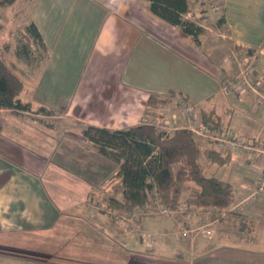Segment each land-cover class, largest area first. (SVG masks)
<instances>
[{"label":"crops","instance_id":"0c3cea01","mask_svg":"<svg viewBox=\"0 0 264 264\" xmlns=\"http://www.w3.org/2000/svg\"><path fill=\"white\" fill-rule=\"evenodd\" d=\"M214 1L216 14L203 6L206 0H189L186 17L204 28L196 43L154 14L147 0H32L28 23L37 26L46 52L36 80L40 104L33 109L45 105L87 125L118 130L156 116L144 109L150 96L175 92L211 113L231 135L264 144V107L255 95L221 91L222 81L236 72L232 53L254 55L255 78L264 83V0ZM139 58L165 59L178 73L171 76L170 70L172 80L163 73L156 82L139 71ZM3 110L10 109L0 113V233L14 232L4 221L29 218L15 228L52 230L62 220L75 229L72 219L85 217L89 231L84 250L66 244L72 256L62 257V251L48 260L33 252L44 246L40 241L4 242L0 264H264L260 161L235 152L222 165L207 161L209 174L232 185L234 202L227 209L186 203L181 210L146 212L126 227L102 208L86 206L87 184L78 183L67 164L51 160L59 146L55 133ZM205 142L202 149L214 148ZM97 236L103 243H96ZM82 250L85 258L78 260Z\"/></svg>","mask_w":264,"mask_h":264},{"label":"trees","instance_id":"16d2710c","mask_svg":"<svg viewBox=\"0 0 264 264\" xmlns=\"http://www.w3.org/2000/svg\"><path fill=\"white\" fill-rule=\"evenodd\" d=\"M150 10L172 25L192 36L196 43L204 28L186 17L190 9L189 0H147ZM15 0H0V6L13 4ZM23 34L45 49L43 38L34 22L25 24ZM31 43L21 42L18 54L31 58ZM25 82L0 54V113L2 109L44 112L53 115L55 109L45 105L33 109L32 103L24 101L21 93ZM150 96L148 102H156ZM201 123L211 129L222 128L211 113L201 111ZM2 124L0 120V131ZM83 134L105 155H112L118 168L117 178L123 181V197H108L105 205L113 210L135 209L150 203L157 197L160 203L170 209H177L183 202L195 206H213L227 209L234 202L232 185L207 174L201 160L203 153L207 161L222 165L231 157V152L217 151L215 148L202 149L195 134L186 127H176L172 131L159 129L150 123H140L125 129L110 130L89 125ZM193 182L190 196L181 200L183 187Z\"/></svg>","mask_w":264,"mask_h":264},{"label":"rangeland","instance_id":"374dc122","mask_svg":"<svg viewBox=\"0 0 264 264\" xmlns=\"http://www.w3.org/2000/svg\"><path fill=\"white\" fill-rule=\"evenodd\" d=\"M31 2L32 0H15L13 4L0 6V54L4 56L8 64H10L19 74H21L24 79L25 89L21 97L24 100L32 101V105L36 107L38 104H40V101L35 97L37 96L38 92L36 80L39 72H41L42 65L40 61L44 60L46 52L44 48H42L37 43L31 42L33 40L28 39V37L23 34L24 26L29 21ZM203 6L210 9L214 14H216V12L212 9L210 0H207L206 4H204ZM213 6H216V3H214ZM208 24L211 25L212 22L209 21ZM209 32L213 33L212 29H209ZM21 42L31 43V58H29V56L27 55L24 56L18 54L19 44ZM137 65L139 67V71H148L153 80L156 82H160L159 78H162L163 73L165 79H167L170 75V70L172 72L171 76L178 73V71L170 67L171 65L169 61L166 60L165 62V59L161 60L156 58L155 62H150L147 58H145L144 60H142V58H139V60H137ZM131 67L133 68V66ZM171 76L169 77L170 80H172ZM152 96H154L157 101L152 103L148 102V106H145L146 108L144 107V109L146 112L148 110H150L151 112H155L156 116H154L153 118H145L141 120L142 123L146 122L154 124L159 129H167L168 131L174 130L176 126L182 127V125L184 124L183 119L185 114L182 109L183 101L181 100L184 99V96L175 92H167L162 95L160 94ZM2 112L17 114L12 109L3 110ZM39 114L41 116L32 111L28 114L19 112V114L17 115H22L23 120L28 119V122L34 127H38L39 129H42L49 133H55L59 141V146L55 153L52 154L51 160L54 162H60L64 165L67 164L70 167L68 168L70 172L75 174L78 183L82 185L87 184L86 187H82L85 188L82 189V195L86 202V206L94 205L92 206L94 209L95 206H98V208H102L104 211H107L110 215H112V219L114 221H118L120 223L125 222L126 227L135 226L132 225V223L138 222L140 217L146 212H161L163 211V209H165L166 211L172 210L160 203L157 194L155 195V197L151 198L149 204L139 208L118 210L108 208L104 202L106 198L110 196L123 197V181L120 178L117 179V177L115 176V172L118 168V163L114 161L113 156L109 154H103L100 151L99 146L89 140L83 134V130L87 126H89L83 120L73 118L72 115H67L63 110L62 112L55 110V113L53 115H48L44 112H41ZM201 115V112H199L198 116L200 121H202ZM173 116H176V118H173ZM165 122L168 123L165 124ZM70 133L74 135L69 137ZM195 137L199 143H206V138L197 135H195ZM202 160L205 166H207V158L205 155H202ZM209 172L210 171L206 169V173L209 174ZM87 181L91 184H88ZM193 185V182L187 183L183 187L180 198L183 197V199L185 200L187 196H190V190ZM79 189L81 190V188ZM80 190L78 193H80ZM79 201L81 205H83L82 201ZM184 204L186 203L183 202L182 205ZM182 205L176 210H181ZM128 214L134 215V218H130L129 220L127 216ZM30 219L31 218L12 219L13 221L10 219V222H8V224L4 221L3 225L9 226L12 224V227H14L12 228V230H14V232L0 233V244L4 242L21 243L22 241H40L44 244V246L40 251L34 250L33 252L35 255L45 260L50 259L54 255H57L62 251H64V253L60 254V256L62 257H69L70 255L72 256V253H70V251H68V249H65L64 247L67 245H71L70 243L76 244V246L78 247L77 251L81 249L84 250L86 238L85 234L89 229L88 227L86 228L89 223L87 222V219L85 217H77L76 219H72V221H74V224L71 225H73L75 229L70 228L69 223L62 220H59L55 225V229L52 230L40 229V231H38L36 229L35 231V229H33V231H31L29 229L27 230V232L25 231V228H21V230L20 228H15L22 225L21 220H23V224H29ZM47 220L51 224L54 223V219L52 218H48ZM15 222L18 223L16 224ZM0 229H5V227L0 226ZM70 230L76 231V238L74 239V242H72L73 234L70 235V233L68 232ZM89 234L90 232L88 233V235ZM94 240L98 244L103 243L101 242V238L99 236L94 238ZM60 248L63 249L59 250ZM83 250L82 254L77 255L78 257L76 258L78 260L79 258H85ZM16 252L19 253L22 252V250L17 249Z\"/></svg>","mask_w":264,"mask_h":264},{"label":"built area","instance_id":"2783aa9c","mask_svg":"<svg viewBox=\"0 0 264 264\" xmlns=\"http://www.w3.org/2000/svg\"><path fill=\"white\" fill-rule=\"evenodd\" d=\"M207 1V0H206ZM212 9L217 13L219 6H213L214 0H210ZM230 57L236 62V72L231 77H227L222 81L221 89L224 92L233 93H248L251 92L255 95L258 104L264 107V83L255 78L258 72V62L254 55H238L235 53L230 54ZM183 101L184 119L182 127L189 128L195 135L202 136L214 144L217 151L235 152L241 154L245 159L252 161H260L262 164V172L259 179L258 193L264 191V144L255 143L244 137L231 135L223 128L211 129L204 126L199 120L198 113L200 109L187 102L186 98ZM176 118V116H173ZM168 122H165L167 124ZM180 127V126H176ZM175 127V128H176ZM130 220L134 215H127ZM185 235L186 232H183Z\"/></svg>","mask_w":264,"mask_h":264}]
</instances>
